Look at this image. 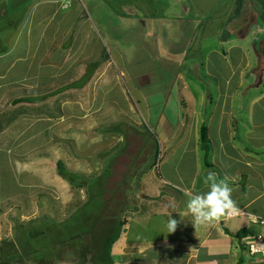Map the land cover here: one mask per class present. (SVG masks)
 <instances>
[{"label":"crops","instance_id":"1","mask_svg":"<svg viewBox=\"0 0 264 264\" xmlns=\"http://www.w3.org/2000/svg\"><path fill=\"white\" fill-rule=\"evenodd\" d=\"M23 1L26 0L17 3ZM122 1L132 3L124 5L125 11L142 14L153 22L170 18L178 27V38L184 40L182 51L172 53V57L184 59L176 74V84L185 80L178 91L189 94L179 98L181 116L174 120L173 126L178 125L172 127L174 139L182 143L185 153L194 155L195 164H177L173 169L170 165L165 182L170 189L166 190L161 180L163 187L158 192L147 191L142 196L141 204L149 205L151 210L161 208L162 216L169 218L170 214L176 219L177 230L168 237L149 241L142 238L139 230L136 239L125 233L111 247L113 264H264L251 255L248 248L249 242L261 234L259 221L264 219V0ZM35 6L34 14L25 22L16 19L0 27V145L13 139V149L24 158L23 161L16 159V169L18 163L20 171L37 178L41 182L37 187L42 188L46 187V182L41 176H33V165L43 160L41 164L47 166L48 125L79 119L75 109L82 106L78 99L80 91L90 85L97 73L89 76L85 70L82 73V63L86 61L82 59L87 56L82 55L80 45L78 53L75 52L81 31L71 30V26L64 32L61 30L66 16L62 11L69 8L67 0H40ZM27 10L31 12L32 8ZM7 17L13 16L8 13L5 1L0 2V22ZM9 31L14 36L6 43L10 39ZM97 76L96 82L104 85L106 74L98 73ZM66 95L72 99L65 101ZM19 99L29 101L18 103ZM51 101L54 102L53 110L49 111ZM101 104L98 101V105ZM101 106L109 111L107 98ZM127 111L130 113L131 109ZM162 119L163 116L160 122ZM17 121L25 125L24 146L17 144L16 126L13 127ZM203 127L209 141L208 163L201 141ZM108 139L106 136L105 145ZM190 139L197 143L190 144ZM121 140H124L123 134ZM61 146L58 142V149ZM200 149L203 163L198 164ZM209 170L229 178L234 189L233 199L242 212L237 217L222 218L195 228L187 214L185 189L207 191L203 178ZM98 185L96 183L93 188ZM40 190L29 199H34L33 205H40L42 209L40 198H44V193ZM63 200L60 199V204H64ZM121 202L122 211L128 212L129 201ZM172 203L174 208L170 206ZM15 209L17 206L10 208L0 221L11 220L10 213ZM43 210L50 215L46 208ZM32 211L26 214L19 210L20 220L38 217L30 218ZM138 216L142 220L137 219L141 222L139 225L145 229V222L156 218L157 213ZM15 218L17 221V215ZM161 220L155 221L154 230L165 226L167 220ZM1 222L0 243H8L10 248L16 227L13 224L10 231H3ZM122 223L128 224L124 215ZM24 264L41 263L28 261ZM50 264L79 263L74 259L58 258ZM89 264L100 263L92 260Z\"/></svg>","mask_w":264,"mask_h":264},{"label":"rangeland","instance_id":"2","mask_svg":"<svg viewBox=\"0 0 264 264\" xmlns=\"http://www.w3.org/2000/svg\"><path fill=\"white\" fill-rule=\"evenodd\" d=\"M3 1L13 17L2 19L1 28L16 19L25 22L29 15L34 14L35 4L40 0H26L20 4L18 0H0L1 3ZM67 2L69 8L62 11L66 16L61 30L64 32L71 26V30L81 31L75 52L78 53L80 45L82 55L87 56V59H82L86 60L82 63V73L85 70L88 76L94 74L92 72L99 64L95 74H106L105 84H98L99 76L96 75L94 81L92 79L90 85L80 91L78 99L82 106L75 109V114L80 116L78 120L59 125L49 123L48 170L41 164L43 160L33 165V176H41L46 187H37L41 182L20 171L18 163L16 169V159L23 161L24 158L20 157V153L16 154L12 138L0 145V217L17 206L10 213L11 220L0 221L4 227L1 230L10 231V227L15 225V237L10 241L25 262L38 260L40 254L36 251L42 247L45 249L47 245L52 258L76 260L72 249L93 246L90 245L91 240H94V248L107 257L111 241L119 240L125 233L136 239L139 230L146 241L165 237V226L158 231L153 226L156 220L161 222L168 217L161 215V208L151 210L149 205L141 204L142 196L147 191L155 193L163 187L162 182L168 179L170 165L173 169L177 164H195L194 155L185 153L182 143L174 139L173 127L178 125L173 126L174 120L181 116L179 98L189 94L178 91L185 80L176 84V74L184 64L183 58L172 57V53H179L184 48V40L177 36V25L170 18L157 23L142 14L140 17L136 12L129 13L124 5L132 3L122 0ZM28 8H32L31 12ZM9 34L10 39L6 43L14 36L12 31ZM68 47L69 44L66 45ZM106 98L110 112L101 106L106 103ZM65 99L72 98L66 95ZM98 101L102 104L98 105ZM53 103L50 102L49 111L53 110ZM127 108L131 109L130 113ZM161 116L163 119L160 122ZM15 126L17 144L24 146L25 125L17 121ZM121 134L124 140L120 141ZM11 136L14 137L13 134ZM106 136L109 139L105 145ZM58 142L59 146L62 145L60 149ZM189 143L197 142L190 139ZM26 144L30 146V142ZM37 158L43 159V156ZM60 160L72 172L87 178L88 188H74L60 177L57 165L54 171L55 164ZM197 162L203 163L201 149ZM94 183H99L98 187L93 188ZM31 184L34 186L31 187ZM164 187L170 189L167 183ZM39 190L44 193V198H40L41 205L50 215L44 212L43 207L40 209V205H33L34 199H29ZM60 199H64V204H60ZM123 200L130 203L128 212L122 211ZM19 206L22 209H18ZM19 210H24L26 214L33 210L30 218L38 217L21 221ZM151 211L157 213V217L146 221L147 228L143 229L137 214L143 217L153 215ZM123 215L127 225L122 224ZM37 223L49 229L41 230ZM5 245L9 247L7 243ZM6 251L9 252V248L0 243V263L13 261Z\"/></svg>","mask_w":264,"mask_h":264},{"label":"clouds","instance_id":"3","mask_svg":"<svg viewBox=\"0 0 264 264\" xmlns=\"http://www.w3.org/2000/svg\"><path fill=\"white\" fill-rule=\"evenodd\" d=\"M203 184L207 191L194 192L185 189L187 214L191 216L195 228L241 214L242 210L233 199L234 189L227 176L220 177L216 172L209 170L203 178ZM170 206L174 208L175 204ZM165 227L167 237V234L177 230L178 221L169 214Z\"/></svg>","mask_w":264,"mask_h":264},{"label":"trees","instance_id":"4","mask_svg":"<svg viewBox=\"0 0 264 264\" xmlns=\"http://www.w3.org/2000/svg\"><path fill=\"white\" fill-rule=\"evenodd\" d=\"M99 67H100V65L97 64V68L95 69V71ZM94 72H92V73H94ZM27 101H29V99H19L17 102L20 103V102H27ZM201 141H202L203 150L205 152V159H206V162H207L208 155H209V141H208V135H207L205 127L202 128ZM57 172H58V175L60 177H62L67 182H69L71 184V186L74 187V188H80V187H84V186L88 185V181H87L86 177H85L86 179H83L84 178L83 175H80V174H78L76 172H72L70 169H68V167L66 166L65 162L62 161V160L58 161V163H57ZM38 226L40 227L41 230L49 229L48 226L46 227L43 224H38ZM115 241L116 240H112L111 241L110 248H109V255L107 257H105L103 253H100L98 248H94V246H95L94 240H93V242H92V240L90 242V245L93 244V246H90V247H87V248H85V246H80V248H78V250L77 249H74V250L72 249V252H74V254H75L76 258H77L76 261L79 264H89V263H92V260H94L96 262H99L100 264H113V261H112V259L110 257V251H111V247H112V245H113V243ZM3 245L6 248H9V247H7L5 245V243H3ZM47 247H48V245L45 246V249H44V247H42L41 249L36 251V252H39L38 254H40L39 255L40 258L38 260L35 259V260H32V261L39 262L41 264H47L48 262H52V261L56 260L57 258H52L53 255L50 254L49 251H47V250H50ZM72 248H76V247H72ZM17 249L18 248H16L11 243V247L9 248V252H7V251L6 252L8 253L9 257L13 258V261L12 260L3 261L0 264H13V263L24 264L25 261L22 258L23 256H21L20 252ZM58 251H62V250H58ZM45 252L46 253L48 252V253L45 255ZM85 252H86V254H85ZM49 255H50V257H49Z\"/></svg>","mask_w":264,"mask_h":264},{"label":"built area","instance_id":"5","mask_svg":"<svg viewBox=\"0 0 264 264\" xmlns=\"http://www.w3.org/2000/svg\"><path fill=\"white\" fill-rule=\"evenodd\" d=\"M237 216H234V217H237ZM259 223L262 227V232L259 236L256 237V239H254V241L249 242L248 248H249L251 255H254V257L256 256L260 258V260L264 261V219H260Z\"/></svg>","mask_w":264,"mask_h":264}]
</instances>
